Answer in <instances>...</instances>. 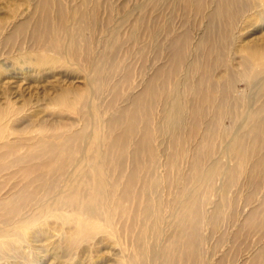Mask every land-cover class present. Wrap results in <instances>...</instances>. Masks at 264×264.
Here are the masks:
<instances>
[{"label":"rangeland","instance_id":"obj_1","mask_svg":"<svg viewBox=\"0 0 264 264\" xmlns=\"http://www.w3.org/2000/svg\"><path fill=\"white\" fill-rule=\"evenodd\" d=\"M174 2L0 0V242H4L0 264H264V175H252L255 193L251 194L246 185L242 190L231 181L228 185L225 177L219 180L215 169L212 183L205 189L191 177L195 167L192 155L187 161L179 159L183 174L190 171V181L185 186L180 181L174 183L176 170L171 169L167 185L174 195H164L162 201H176L183 187H198V196L206 206L193 251L182 241L186 233L171 227L175 217L166 205L160 204L159 225L154 217L144 218L141 204L148 201L156 206L153 188L146 187L150 190L137 205L127 197L126 211L120 207L122 202L114 204L111 199L103 205L113 183L108 169L121 157L108 150L107 164L98 175L92 158L98 151L104 152L111 141L119 142L126 128L135 133L136 120L119 117L120 111L133 114L132 98L167 58L151 43L147 25L159 27L158 41L170 27L177 34L186 29L182 9L174 8ZM60 9L66 12L65 19ZM43 10L49 12L48 23L40 18ZM252 15L244 16L237 26L235 32L245 25L235 33L240 35H235V54L227 58L237 69H242L240 57L247 39L255 41L264 34V23L255 22ZM84 17L95 21L96 34L83 29L80 22ZM202 18L197 26L208 35L211 30ZM44 28L49 34L41 39ZM136 28L142 48L134 55L131 35ZM66 31L75 33L74 44ZM102 55L107 62L97 76L93 66ZM125 67L132 69L128 79L121 76ZM103 84L109 86L102 88ZM235 86L239 93L248 88L244 81ZM158 120L159 116L152 120V130ZM223 122L224 127L231 125L229 118ZM133 142L125 145H131L126 150H132ZM161 147L160 160L165 162ZM59 154L67 157L59 158ZM225 158L222 164L228 168L234 165ZM20 165H46L47 171L26 174ZM199 166L208 169L204 163ZM159 171L165 178L166 173ZM98 181L106 188L99 196L93 189ZM124 183L123 177L122 190ZM141 191L136 182L133 193ZM71 197H75L73 203ZM202 199L198 201L202 203ZM7 245L19 247L18 256Z\"/></svg>","mask_w":264,"mask_h":264},{"label":"bare ground","instance_id":"obj_2","mask_svg":"<svg viewBox=\"0 0 264 264\" xmlns=\"http://www.w3.org/2000/svg\"><path fill=\"white\" fill-rule=\"evenodd\" d=\"M165 1L170 2L171 0ZM173 1H175L174 8L182 9V22L186 29L177 34L173 28L167 29L166 27L167 33L163 37L164 39L158 41L157 38L161 32L159 27L151 28L147 25L148 33L152 39L151 43L157 46V51L160 54L164 51L167 58L164 60L165 64L158 65L153 73L148 75L144 88L132 98L133 114L125 115V109L120 111L119 117L130 118V121L136 120L134 122L136 124L135 133L132 129L126 128L122 143H120L122 139L119 142L111 141L108 146L104 147V152H97L92 161L93 168L98 175L100 169H104L107 164L108 154L106 152L109 150L120 153L121 161L108 169L113 183L109 184V198L105 199L103 205H106L107 200L111 199L114 204L122 202L123 207H120L126 211L127 197L137 205L138 202H144L143 196L150 190L146 187L153 188L151 193L155 194L154 204L156 206H150L148 201L141 204L144 218L154 217L155 225H159L158 222L161 220H158L162 218L160 204L166 205L169 208V213L175 217L170 224L171 227L182 234L186 233V237L184 234L182 241L190 251H193L196 245L195 234L202 224L201 219L206 206L204 200L198 196L200 191L196 185L202 184L207 189L212 183L211 173L217 169L219 170V180L225 177L228 185L231 181L232 185L242 190L246 185V191L252 194L255 186L252 183L253 176L264 175V155H262V153L264 154V34L257 37L255 41L247 39V44L243 46L245 53L240 57L242 69L240 66L239 69L235 68L236 65L234 66L233 61L227 59L229 57L232 59V55L235 54L232 51L236 41L235 33L240 32L245 25L243 24L237 32L235 30L243 21L244 16L253 14L256 17L255 22L259 20L260 23H264V0ZM44 6H46L45 3ZM42 12L41 20L48 23L49 12L45 10ZM60 12L65 19L66 12L63 9H60ZM199 17L206 19V26L211 30L208 35L197 26ZM94 22L84 17L80 24L83 29H89L96 34L97 29ZM57 30L61 31L58 28ZM136 30L137 28L131 35L134 46L131 52L134 55L140 54L142 48L139 45V34ZM44 31L46 34H41V39L49 34L45 28ZM66 32L70 43L74 44L75 33L70 32L69 35V32ZM237 36L239 38L240 35H236V38ZM53 39L56 41L54 37ZM115 41L117 43V40ZM155 58L157 60L158 57L155 56ZM106 62L107 59L104 55L99 61L94 62L95 66L93 67L96 69L97 76L101 74L102 67ZM113 70L112 73L115 74V69ZM131 74L130 67L121 70V76L125 75L127 79L128 76L131 77ZM238 80L244 81L248 85L244 92L239 93L235 89ZM108 86L109 84H103L102 88ZM257 102L262 103L259 105ZM156 113L158 114L156 115ZM157 116H159V120L152 130V120ZM228 118L231 120V125L224 127L223 121ZM238 118L241 120L238 121ZM149 123L150 133L148 131ZM131 126L135 128L132 122ZM130 140L134 141L133 148L128 151L126 149L131 145H125H128ZM161 145L163 146L161 147L162 157L164 156L165 162L160 160ZM95 151L96 149H93V152ZM13 152L17 153L15 150ZM13 152L11 155L15 156ZM191 155L194 161L192 163H195L191 177L196 185L193 189L183 187L181 195L176 201L166 200L163 202L164 195H174L167 185L171 169L176 170L173 178L174 183L180 181L185 186V183L190 181V171L183 174L179 166V159L183 160L184 158L187 161ZM62 157L67 156L59 154V158ZM224 157H226L227 163L234 161V165L228 168L226 164H222L221 160ZM208 160H211V166H208ZM15 161H18V157L15 158ZM197 161H200V164H206L208 169H200V164L196 165ZM20 166L26 174H31L33 171H47L46 165H33L29 166L30 168ZM159 169L164 174L166 173L165 178ZM234 175L237 177L235 178ZM123 177L125 183L122 190L120 185ZM241 178L242 185H240ZM136 182H139L142 191L133 193V186ZM159 186L162 188H158ZM93 189L98 196L106 191L100 181L93 186ZM199 199H202L203 202L198 201ZM72 201H75V197L69 199V202ZM249 203V201L245 202V206ZM262 203L264 205V200ZM81 233L85 234L82 228ZM3 243L0 242V245ZM7 246L15 256H18L19 247ZM163 251L165 250L163 249ZM163 255H166V251ZM168 257L167 253V260Z\"/></svg>","mask_w":264,"mask_h":264}]
</instances>
